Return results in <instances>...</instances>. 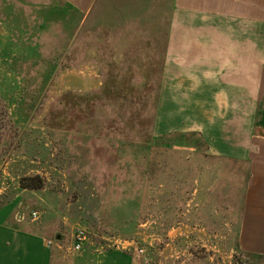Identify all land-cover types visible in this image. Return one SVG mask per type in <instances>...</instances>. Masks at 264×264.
I'll list each match as a JSON object with an SVG mask.
<instances>
[{
    "label": "rangeland",
    "instance_id": "1",
    "mask_svg": "<svg viewBox=\"0 0 264 264\" xmlns=\"http://www.w3.org/2000/svg\"><path fill=\"white\" fill-rule=\"evenodd\" d=\"M55 1L0 0V18H26L37 14L44 2L49 3L44 12H51ZM20 2L30 3L31 9L12 8ZM164 7L168 18L171 0H164ZM55 11L60 15V10ZM149 13L150 20L156 18L155 10ZM53 18L60 16H50ZM52 22L45 29L48 35L67 28L58 20ZM70 24L67 30L73 34L76 26ZM18 29L22 38L31 27ZM146 29L148 35L155 34V25L148 24ZM84 35L85 57L78 59L75 69L0 67V208L15 202L16 215L35 226L44 217L62 223V264H80L85 250L93 254L97 249L113 250L109 240L114 239L133 242L129 250L140 257V264H264V259L244 256L236 248L247 169L208 158L205 143L197 135L157 137V68L152 58H120L118 64H112V59L105 57L99 59L104 63L99 68L89 56L92 33L86 31ZM51 60L58 64L56 68L64 65L62 58ZM72 60L76 59L68 62ZM71 78L84 82V86L71 87ZM15 115L31 121L18 123ZM173 146L181 151L174 152ZM190 147L197 151L184 149ZM29 150L34 153L29 154ZM34 175L45 181L42 190L34 191L35 198L20 186L23 176ZM189 177L212 179L214 196L209 201L214 209L204 216L213 214V228L218 232L201 234L198 244L182 247L179 252L166 231L155 229L160 241L154 234L149 246L144 239L153 233L147 234L148 227L143 225L161 223L167 230L174 225L181 203L174 183ZM146 180L148 187L142 185ZM163 181H167L166 197H159V203L142 202L144 191L145 200H156L160 188L153 184ZM226 197L228 210H222ZM80 229L88 232L89 241L83 251L75 252L72 246Z\"/></svg>",
    "mask_w": 264,
    "mask_h": 264
},
{
    "label": "crops",
    "instance_id": "2",
    "mask_svg": "<svg viewBox=\"0 0 264 264\" xmlns=\"http://www.w3.org/2000/svg\"><path fill=\"white\" fill-rule=\"evenodd\" d=\"M57 1L50 7L51 12H44L49 6L44 2L37 14L0 18V67L75 69L78 59L85 57L86 31L92 33L89 56L99 68L104 64L99 59L105 57L112 59V64H118L120 58H152L157 68V137L197 135L205 143L208 158L247 169L236 248L244 256L264 259V0H171L168 18L164 16V0ZM15 4L14 9H31L30 3ZM150 10L156 11L152 20ZM53 15L60 18L50 20ZM53 20L67 28L72 23L76 26L73 34L67 28L54 35L45 33ZM148 24L155 25V34H147ZM23 25L31 29L25 30L21 38L18 26ZM57 57L64 59L62 68H56L58 64L51 60ZM68 84L79 88L85 83L71 78ZM14 118L18 123L31 121L20 115ZM52 135L49 131V137ZM172 149L181 151L176 146ZM184 149L197 151L195 147ZM174 184L181 202L174 225L167 230L161 223L146 222L143 226L148 227L147 234H153L144 241L152 246L154 240L149 238L154 234L156 239L161 238L155 231H166V237L173 238V248L182 252V247L198 244L201 234L218 232L213 228V214L204 216L214 209L209 201L214 196L213 183L210 177H189L177 179ZM142 185L150 184L146 180ZM153 185L160 188L156 200H145L144 191L142 202L159 203V197H166L167 181ZM24 191L33 198L37 196V190ZM14 203L0 208V264H62V223L44 217L35 226L16 215ZM224 204L221 209L228 210L227 197ZM228 226L225 224L224 230L228 231ZM207 238L204 241L209 244ZM81 256L80 264L141 261L132 250L97 249L95 254L85 250ZM191 258L194 263L193 254Z\"/></svg>",
    "mask_w": 264,
    "mask_h": 264
},
{
    "label": "built area",
    "instance_id": "3",
    "mask_svg": "<svg viewBox=\"0 0 264 264\" xmlns=\"http://www.w3.org/2000/svg\"><path fill=\"white\" fill-rule=\"evenodd\" d=\"M33 216L35 218L38 217V213H33ZM89 241V235L88 232L84 229H80L74 237V243H73V251L75 252H81L84 249L85 244ZM111 243L110 248L113 250H129V247L132 246L130 242L127 241H121L118 239L109 240ZM49 244H52V242H49ZM138 253L142 254L144 253V250H138Z\"/></svg>",
    "mask_w": 264,
    "mask_h": 264
},
{
    "label": "trees",
    "instance_id": "4",
    "mask_svg": "<svg viewBox=\"0 0 264 264\" xmlns=\"http://www.w3.org/2000/svg\"><path fill=\"white\" fill-rule=\"evenodd\" d=\"M20 185L23 189L42 190L45 187V181L40 175L27 176L21 179Z\"/></svg>",
    "mask_w": 264,
    "mask_h": 264
},
{
    "label": "water",
    "instance_id": "5",
    "mask_svg": "<svg viewBox=\"0 0 264 264\" xmlns=\"http://www.w3.org/2000/svg\"><path fill=\"white\" fill-rule=\"evenodd\" d=\"M58 239L60 238V237H57Z\"/></svg>",
    "mask_w": 264,
    "mask_h": 264
}]
</instances>
